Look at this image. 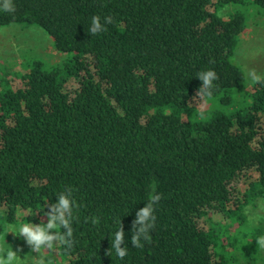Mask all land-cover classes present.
Here are the masks:
<instances>
[{"label":"trees","instance_id":"16d2710c","mask_svg":"<svg viewBox=\"0 0 264 264\" xmlns=\"http://www.w3.org/2000/svg\"><path fill=\"white\" fill-rule=\"evenodd\" d=\"M14 3L0 27L39 28L64 58L0 75V234L19 220L46 223L44 212L70 187L74 244L56 246L66 264L228 263L240 242L231 224L239 236L243 208L264 202V77L248 90L233 59L248 14L264 16V0ZM96 15L113 23L93 35ZM209 69L218 78L203 116L196 74ZM153 192L157 220L135 248V210ZM213 213L230 224L210 222ZM116 219L123 260L108 251Z\"/></svg>","mask_w":264,"mask_h":264},{"label":"rangeland","instance_id":"374dc122","mask_svg":"<svg viewBox=\"0 0 264 264\" xmlns=\"http://www.w3.org/2000/svg\"><path fill=\"white\" fill-rule=\"evenodd\" d=\"M63 58L64 56L52 48L50 38L39 28L19 25L0 27V75L19 72L29 60L42 59L46 64L59 65ZM233 59L244 73L248 90L252 86L251 83L255 82L254 77H259V79L264 77L263 15L250 11L247 27L240 37ZM9 79L13 78L10 76ZM195 108L205 116L212 109V105L208 101H201L199 104L196 103ZM253 179H255V175L250 180ZM247 187L248 181L239 186L241 192ZM27 214V212H20V215L25 216ZM241 214L243 221L240 227L238 226L239 236H235V231H232L238 224H231L229 234L232 239L239 238L242 242L236 243L238 246L231 247L230 253L232 254H229L226 264H264V251L259 250L255 242V236L264 235V202L261 199L253 200L251 204L243 208ZM250 217L260 218L253 228H249ZM210 222L221 224L223 228H226V225L230 224L231 221L221 213H213L210 216ZM0 236L2 235L0 234ZM3 237L13 251L17 248L20 249L18 255L21 259L31 252L30 246L26 244L23 237H17L12 233L4 234ZM247 247H252L250 252L246 249ZM31 254L36 255L35 253ZM46 255L53 260V264H66V261L60 260L56 247Z\"/></svg>","mask_w":264,"mask_h":264},{"label":"clouds","instance_id":"9594fccd","mask_svg":"<svg viewBox=\"0 0 264 264\" xmlns=\"http://www.w3.org/2000/svg\"><path fill=\"white\" fill-rule=\"evenodd\" d=\"M0 12L14 13V0H0ZM113 23L112 17H104L101 23V17L96 15L91 18L89 31L96 35L104 31L106 24ZM196 78L201 82L197 95L203 96L207 101L213 99L215 89L214 81L217 80V73L214 70H204L196 74ZM259 77H254V81H258ZM161 200L159 193H150L149 198L144 207L135 210V219L132 222L130 243L135 248L143 246L150 238L151 230L154 228L157 216L156 206ZM76 200L73 198L72 189L66 187L56 196L55 202L48 206V210L44 212L47 222L40 221L33 223L31 221L25 223L23 221L17 224L3 225V233H12L17 237H23L26 244L30 246L31 253L36 255H25L20 258L17 248L13 251L12 247L5 242V238L0 236V264H53V260L49 258L51 253L58 245L63 246L65 250L73 247V224L76 221L74 210L76 209ZM259 217L249 218V228H253L258 222ZM100 218L91 217V224L97 225ZM85 222H88L87 218ZM115 231L110 233L111 251L117 258L123 260L128 254V247L125 241V232L120 219L114 220ZM256 246L259 250L264 251V235L255 236Z\"/></svg>","mask_w":264,"mask_h":264}]
</instances>
